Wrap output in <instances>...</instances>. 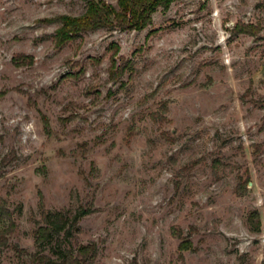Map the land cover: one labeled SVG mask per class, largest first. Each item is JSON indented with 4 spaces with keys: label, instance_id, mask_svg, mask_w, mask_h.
<instances>
[{
    "label": "rangeland",
    "instance_id": "obj_1",
    "mask_svg": "<svg viewBox=\"0 0 264 264\" xmlns=\"http://www.w3.org/2000/svg\"><path fill=\"white\" fill-rule=\"evenodd\" d=\"M85 7L0 0V264H59L37 222L81 208L64 243L97 244L83 264H264V0H174L59 44Z\"/></svg>",
    "mask_w": 264,
    "mask_h": 264
},
{
    "label": "trees",
    "instance_id": "obj_2",
    "mask_svg": "<svg viewBox=\"0 0 264 264\" xmlns=\"http://www.w3.org/2000/svg\"><path fill=\"white\" fill-rule=\"evenodd\" d=\"M174 0H118L117 5L106 0H86L85 10L80 14H65L60 16V27L55 34L59 44H64L80 34L99 28L111 30H143L152 23L153 14L159 9H168ZM245 27V28H244ZM244 32L256 35L259 28L256 25H245ZM89 210L81 208L74 218L68 211H43L42 220L38 221L36 240L39 244L57 237L58 246L62 252L59 264H83L94 258L97 253L95 242L80 244L76 252L65 247L64 240L76 226L78 218ZM11 211L5 199L0 195V244L6 245L7 234L15 224ZM254 216V214H253ZM255 230L260 227L259 219L254 221ZM34 264H54L50 254L34 252L31 254Z\"/></svg>",
    "mask_w": 264,
    "mask_h": 264
}]
</instances>
